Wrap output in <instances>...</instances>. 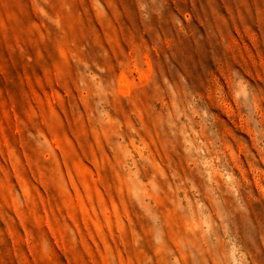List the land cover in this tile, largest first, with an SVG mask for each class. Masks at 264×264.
<instances>
[{
	"label": "rangeland",
	"instance_id": "obj_1",
	"mask_svg": "<svg viewBox=\"0 0 264 264\" xmlns=\"http://www.w3.org/2000/svg\"><path fill=\"white\" fill-rule=\"evenodd\" d=\"M0 264H264V0H0Z\"/></svg>",
	"mask_w": 264,
	"mask_h": 264
}]
</instances>
